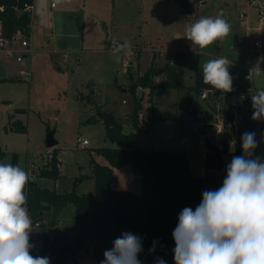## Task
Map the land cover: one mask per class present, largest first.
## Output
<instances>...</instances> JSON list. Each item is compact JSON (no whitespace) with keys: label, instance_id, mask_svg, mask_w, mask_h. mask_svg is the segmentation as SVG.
Listing matches in <instances>:
<instances>
[{"label":"rangeland","instance_id":"obj_1","mask_svg":"<svg viewBox=\"0 0 264 264\" xmlns=\"http://www.w3.org/2000/svg\"><path fill=\"white\" fill-rule=\"evenodd\" d=\"M221 11L232 26L222 44L201 50L187 39H175L187 23ZM257 40L263 41L262 49L255 47ZM29 41L32 52L22 63L0 53V162L11 163L16 155L28 174H38L55 150L46 146L48 130L54 131L61 177L35 180L39 187L59 193L94 192L90 161L107 164L95 150L114 145L106 139L102 121H88L97 108L111 113L130 134L137 97L143 98L136 148L184 152L194 176L211 178L204 168L203 132L221 147L223 102L213 92L201 96L194 91L196 74H203L201 64L225 56L233 61L229 69L233 88L250 94L264 88V77L251 81L244 77L245 67L259 64L264 69V0H188L187 6L179 0H34ZM113 42L125 46L115 47ZM177 58L182 59L184 88L157 89L151 97L148 88L138 85L133 94L131 76L138 83L147 70L157 74ZM152 80L160 84L166 74ZM256 121L260 141L264 120ZM16 122L26 127V133L11 130ZM83 140L89 145L80 149ZM261 154L264 142L257 147ZM232 155L224 156L220 175L225 176ZM114 173L113 189L141 194L142 185L130 166ZM61 217L56 230L70 246L65 252L71 253L76 249L72 204ZM41 238L40 227L32 225L30 239L40 245ZM76 250L74 256L67 255V264H97L91 250Z\"/></svg>","mask_w":264,"mask_h":264},{"label":"trees","instance_id":"obj_2","mask_svg":"<svg viewBox=\"0 0 264 264\" xmlns=\"http://www.w3.org/2000/svg\"><path fill=\"white\" fill-rule=\"evenodd\" d=\"M181 1V0H179ZM187 6L188 0L181 1ZM34 0H0V23L8 35L23 30L30 37L32 16L26 9L32 8ZM181 58L166 65L160 74L147 70L139 78V82L132 81V92L136 96L138 85L148 88L150 96L157 89L184 88V73ZM166 74V80L160 84L153 82L154 76ZM194 91L203 95L205 91L213 92L222 98L223 110L232 111L234 103L240 104L243 98L249 97L248 91L233 88L230 93L221 94L220 91L203 83V74L195 76ZM137 97V106L133 112L134 132L125 134L121 123L111 114L97 108L96 115L88 121H102L106 139L114 147L99 148L95 154L107 161V165H100L94 159L90 161L93 168L92 179L95 183L94 192L79 195L76 190L59 193L55 189L39 187L35 178L57 181L60 178V160L58 150L55 149L45 167L36 175H31L26 184L27 209L32 219V225L40 227L42 243L35 245L32 255L49 256L51 264H67V258L74 256L76 249L91 250L97 264L104 259L103 253L112 247V241L123 232H131L142 238L143 251L139 259L149 253L153 242L155 250H163L162 258L167 264H174L173 250L175 242L172 232L178 223V214L184 207L193 210L202 199V192L212 189L201 177L192 173L188 156L184 152L154 151L138 149L135 140L140 133L138 113L142 106ZM214 106V105H213ZM23 113L24 110H18ZM253 109H244L241 121L236 125V137L231 132L232 126L223 117L221 132V149L224 156L229 153V142L236 141V155L242 154L240 146L241 135L246 131L256 133L258 122L252 119ZM196 120L195 116L192 117ZM12 131L26 133V127L16 122ZM257 155V149L256 153ZM11 164L17 165V157L13 155ZM130 166L136 179L142 185L141 194L130 191L113 189L117 182L114 171ZM69 204L74 207L75 229L74 237L76 249L71 253L65 251L70 247L64 242L63 235L57 232L59 214ZM65 252V253H63Z\"/></svg>","mask_w":264,"mask_h":264},{"label":"clouds","instance_id":"obj_3","mask_svg":"<svg viewBox=\"0 0 264 264\" xmlns=\"http://www.w3.org/2000/svg\"><path fill=\"white\" fill-rule=\"evenodd\" d=\"M231 24L223 11L200 17L185 25L182 35L201 50L222 44L231 34ZM233 61L225 56L201 64L203 83L221 92L233 89L229 69ZM264 77L259 64L249 68L247 79ZM253 120H264V88L251 95ZM260 141L256 133L241 135L242 154H233L226 164L222 185L202 192L200 203L184 207L172 232L174 264H264V154L256 155ZM235 153L236 141L229 142ZM29 174L19 164L0 162V264H51L49 256L32 255V219L27 209L26 184ZM153 242L149 253L155 252ZM142 238L123 232L103 253L100 264H142ZM155 264H167L156 257Z\"/></svg>","mask_w":264,"mask_h":264},{"label":"water","instance_id":"obj_4","mask_svg":"<svg viewBox=\"0 0 264 264\" xmlns=\"http://www.w3.org/2000/svg\"><path fill=\"white\" fill-rule=\"evenodd\" d=\"M182 1V0H181ZM113 46L115 47H124V42H113ZM253 95V94H252ZM143 98L140 100L142 101ZM251 106V95L245 99H242L240 105L238 106L236 111H226L219 110V114L227 119V121L232 126L231 132L233 137H236V125L240 123L241 117L244 113V109H247ZM195 112H193V115ZM203 135L206 137V150L207 153L204 159V168L206 171L221 173L224 170V154L220 146L213 144L207 137L206 132H203ZM58 145V142L54 139V131L48 130L46 137V146L49 149H53ZM237 149V147H236ZM236 152V151H235ZM229 154H235L228 152ZM223 175H216L212 178H202L204 183L212 189H217L222 185ZM163 250H155L153 253H147L143 259L142 264H155L156 257L163 256Z\"/></svg>","mask_w":264,"mask_h":264},{"label":"built area","instance_id":"obj_5","mask_svg":"<svg viewBox=\"0 0 264 264\" xmlns=\"http://www.w3.org/2000/svg\"><path fill=\"white\" fill-rule=\"evenodd\" d=\"M32 8L26 9V12L32 16ZM241 19H244V15H241ZM255 47L258 49H262L263 41L257 40L255 42ZM30 50V41L29 37H27L23 30H18L16 33L12 35H8L3 29L2 24L0 23V53L3 55L14 58L16 62L22 63L29 54H31ZM249 67H245L244 77L247 79ZM248 80V79H247ZM256 92V91H254ZM255 94V93H254ZM245 99V98H243ZM240 104L234 103L232 107V111H236ZM89 145L88 140H83L79 144L80 149H84ZM38 226V224H37Z\"/></svg>","mask_w":264,"mask_h":264},{"label":"crops","instance_id":"obj_6","mask_svg":"<svg viewBox=\"0 0 264 264\" xmlns=\"http://www.w3.org/2000/svg\"><path fill=\"white\" fill-rule=\"evenodd\" d=\"M54 5L52 4V7H53ZM30 36H31V33H30ZM29 40H30V37H29ZM54 149H56V148H54ZM96 156H98V155H96ZM98 157H101V156H98ZM58 158H59V160H60V167H61V164H62V159H61V152L60 151H58ZM95 162L96 163H98V164H100V165H107V164H102V163H99V162H97L96 160H95ZM107 162V161H106ZM122 169V168H121ZM32 175V171H31V174H29V177ZM60 177H61V175H60ZM60 179V178H59ZM36 181V180H35ZM62 212L59 214V222L58 223H60V221H63L62 220ZM58 226H59V224H58Z\"/></svg>","mask_w":264,"mask_h":264},{"label":"flooded vegetation","instance_id":"obj_7","mask_svg":"<svg viewBox=\"0 0 264 264\" xmlns=\"http://www.w3.org/2000/svg\"><path fill=\"white\" fill-rule=\"evenodd\" d=\"M211 175H212V177H214V176H216V175H220V173L211 172ZM212 177H211V178H212Z\"/></svg>","mask_w":264,"mask_h":264}]
</instances>
